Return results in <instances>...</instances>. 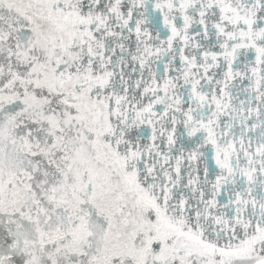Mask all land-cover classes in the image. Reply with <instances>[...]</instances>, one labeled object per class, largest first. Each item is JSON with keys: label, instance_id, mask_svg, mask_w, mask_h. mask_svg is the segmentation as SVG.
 Masks as SVG:
<instances>
[{"label": "snow or ice", "instance_id": "snow-or-ice-1", "mask_svg": "<svg viewBox=\"0 0 264 264\" xmlns=\"http://www.w3.org/2000/svg\"><path fill=\"white\" fill-rule=\"evenodd\" d=\"M0 264H264V0H0Z\"/></svg>", "mask_w": 264, "mask_h": 264}]
</instances>
